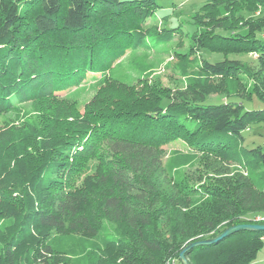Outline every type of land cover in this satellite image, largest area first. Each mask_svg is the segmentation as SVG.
Returning <instances> with one entry per match:
<instances>
[{
	"label": "trees",
	"instance_id": "obj_1",
	"mask_svg": "<svg viewBox=\"0 0 264 264\" xmlns=\"http://www.w3.org/2000/svg\"><path fill=\"white\" fill-rule=\"evenodd\" d=\"M160 8L155 0H0V116L26 103L38 112L28 127L0 126V264H68L51 248L53 234L103 236L92 264H183L194 242L264 225L256 220L264 147L248 143L264 129V0H206L193 14L196 31L180 55H195L201 76L184 90L106 77L84 115L59 97L87 73H110L147 38L172 41L176 28L146 26ZM202 51L223 58H197ZM57 122L68 124L67 136ZM177 141L199 169L166 176L164 192V146ZM90 160L97 164L86 175ZM263 247L264 232L238 231L186 257L252 264Z\"/></svg>",
	"mask_w": 264,
	"mask_h": 264
},
{
	"label": "rangeland",
	"instance_id": "obj_2",
	"mask_svg": "<svg viewBox=\"0 0 264 264\" xmlns=\"http://www.w3.org/2000/svg\"><path fill=\"white\" fill-rule=\"evenodd\" d=\"M155 1L161 8L146 21V26L156 27L159 30L165 28L168 31L176 28L174 39L169 43H164L163 41L154 40L157 37L147 38L142 48L131 49L119 58L113 64L110 73L108 72L106 75L87 73L85 80L80 86L60 91V99L69 100L77 112L84 115L86 105L92 101L98 90L104 86L106 77L119 80L128 85H136L140 79L158 80L162 87L175 91L186 89L189 83L196 81L201 76L199 73L200 67L198 63L194 62L195 55L187 57L188 61L181 60L185 56L181 55L189 51L191 36L196 31L192 16L201 9L206 0ZM196 56L199 59L201 56L213 62L223 58L219 54H210L208 51H202L200 55L196 53ZM217 99H220L217 95L211 97V100ZM20 108L21 111L17 115L14 113L1 115L0 126L13 119L17 125L27 123V127L29 124L37 122L35 120L38 112L31 103L21 105ZM55 125L59 133L64 134V137L70 133L69 129L65 130L68 128V124L57 122ZM251 142L260 143L264 147V129L255 130L248 139V143ZM164 149L166 151L164 165L167 170L159 179L162 184V190L170 192L171 188L168 184L170 180L166 179V176H175L177 178L185 174L188 175L199 169V160L198 157L192 155L189 147L182 141L169 143V145L164 146ZM96 162L90 160L87 163L86 175L93 173ZM79 174H85L82 167ZM76 178L78 179L79 176H76ZM83 179L84 177H81L79 180L82 181ZM256 181L258 182L259 180L256 179ZM108 228V231L112 233L115 231L110 225ZM103 240V236L91 238L88 236L53 234L48 242L55 253H59L68 259V264H92L93 260H96L100 255L99 251L103 247ZM262 258L264 259V253ZM262 264H264V260H262Z\"/></svg>",
	"mask_w": 264,
	"mask_h": 264
},
{
	"label": "water",
	"instance_id": "obj_3",
	"mask_svg": "<svg viewBox=\"0 0 264 264\" xmlns=\"http://www.w3.org/2000/svg\"><path fill=\"white\" fill-rule=\"evenodd\" d=\"M238 231L264 232V225H259V224L238 225V226L228 228L217 238L194 242V243L190 244L189 246H187V248L181 253L180 260L182 261L183 264H190L187 257H186L187 252L191 251L192 249H194L195 247H198V246H205V245L214 244V243L222 240L223 238L231 236L232 234H234Z\"/></svg>",
	"mask_w": 264,
	"mask_h": 264
},
{
	"label": "crops",
	"instance_id": "obj_4",
	"mask_svg": "<svg viewBox=\"0 0 264 264\" xmlns=\"http://www.w3.org/2000/svg\"><path fill=\"white\" fill-rule=\"evenodd\" d=\"M264 249V248H263ZM263 253H264V250L261 251V253L259 254L257 260L255 262H253L252 264H262V260H264L262 257H263Z\"/></svg>",
	"mask_w": 264,
	"mask_h": 264
},
{
	"label": "built area",
	"instance_id": "obj_5",
	"mask_svg": "<svg viewBox=\"0 0 264 264\" xmlns=\"http://www.w3.org/2000/svg\"><path fill=\"white\" fill-rule=\"evenodd\" d=\"M256 220H257V222H262V223H264V217H258Z\"/></svg>",
	"mask_w": 264,
	"mask_h": 264
}]
</instances>
